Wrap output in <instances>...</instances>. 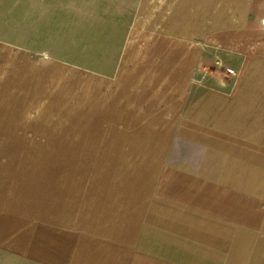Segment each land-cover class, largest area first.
<instances>
[{"label":"crops","instance_id":"1","mask_svg":"<svg viewBox=\"0 0 264 264\" xmlns=\"http://www.w3.org/2000/svg\"><path fill=\"white\" fill-rule=\"evenodd\" d=\"M9 64L49 96L77 77L136 174L57 217L0 186V264H261L264 0H0V120Z\"/></svg>","mask_w":264,"mask_h":264},{"label":"rangeland","instance_id":"2","mask_svg":"<svg viewBox=\"0 0 264 264\" xmlns=\"http://www.w3.org/2000/svg\"><path fill=\"white\" fill-rule=\"evenodd\" d=\"M8 75L7 113L0 120V128L7 129V135L0 136L1 190L39 193L41 202L56 208L57 217L68 203L74 210L95 200L89 190L81 191L90 183L108 187L112 176L136 174L133 168L111 165L126 163L124 149L135 137L100 134L107 126L81 112L77 77H67L72 83L57 86L55 95L49 96L43 87H19L21 80L11 64ZM115 144L121 145V152H113ZM87 211V219L95 223L92 208ZM257 250L264 264V242ZM0 260L6 259L0 255Z\"/></svg>","mask_w":264,"mask_h":264},{"label":"built area","instance_id":"3","mask_svg":"<svg viewBox=\"0 0 264 264\" xmlns=\"http://www.w3.org/2000/svg\"><path fill=\"white\" fill-rule=\"evenodd\" d=\"M220 72H221L222 76H224L225 78L235 76V72L233 70L229 69L228 67H225V66L220 67Z\"/></svg>","mask_w":264,"mask_h":264}]
</instances>
